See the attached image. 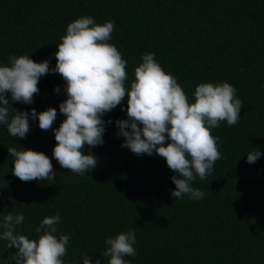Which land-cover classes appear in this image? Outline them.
<instances>
[{"label": "trees", "instance_id": "obj_1", "mask_svg": "<svg viewBox=\"0 0 264 264\" xmlns=\"http://www.w3.org/2000/svg\"><path fill=\"white\" fill-rule=\"evenodd\" d=\"M83 15L97 23L114 21L109 42L127 60L129 86L142 55L152 52L190 100L198 83L233 85L244 105L239 122L212 129L221 159L206 179L192 182L205 193L200 200L170 195L174 173L159 155L136 156L121 146L115 121L126 118V98L103 116L112 121L105 125L104 143L85 146L98 164L84 175L60 167L52 156L54 132L42 131L38 119H29L25 138L12 137L0 125V180L8 182L0 187V220L9 211L22 212L17 232L36 238L40 221L58 214L57 237H70L66 264H83L84 255L108 264L105 239L129 229L137 250L135 257H124L130 264H264V0H0V65L11 55L27 54L54 68L60 36ZM64 85L50 72L40 78L32 104L8 98L17 111L55 107L56 128L65 119L59 114ZM19 145L48 155L55 179L15 177L8 147ZM256 147L262 155L250 164L247 152ZM15 251L0 240V264H15Z\"/></svg>", "mask_w": 264, "mask_h": 264}, {"label": "clouds", "instance_id": "obj_2", "mask_svg": "<svg viewBox=\"0 0 264 264\" xmlns=\"http://www.w3.org/2000/svg\"><path fill=\"white\" fill-rule=\"evenodd\" d=\"M115 29L114 21L97 23L92 16L83 15L68 23L66 33L60 36L55 67L47 59L39 62L30 55H11L7 64L0 65V125L7 127L14 138H25L31 131L29 119L37 120L42 131L52 130L56 144L52 156L61 168L84 175L97 167V156L89 149L104 143L105 113L122 105L127 99L126 118L117 119L118 136L124 138L122 147L134 155H152L163 158L174 173L175 188L170 195L183 199H203L205 193L192 186L197 177L204 180L216 161L221 159L218 140L212 129L221 122L234 126L239 122L244 106L236 89L227 81L201 82L195 86L192 97L185 93L177 78L166 72L155 59V53L145 52L134 78L130 82L127 60L109 41ZM59 74L65 81L66 99L59 103L63 119L53 128L58 112L47 107L37 112L14 109L9 101L32 104L39 93V80L49 73ZM55 91L59 93L60 87ZM10 108L12 114L10 115ZM122 110H125L122 108ZM13 159L12 173L22 182L51 181L55 179L52 160L43 151L23 145L8 147ZM262 155L258 147L247 152V162L255 163ZM8 182L0 180V187ZM24 214L11 211L0 220V240L7 248L15 247L10 261L15 264H66L69 235L57 237L60 216H45L35 228L36 238L19 234L17 226L24 223ZM136 235L133 229L120 231L105 239L102 256L108 264H130L124 257H135ZM83 264L93 262L88 255Z\"/></svg>", "mask_w": 264, "mask_h": 264}]
</instances>
